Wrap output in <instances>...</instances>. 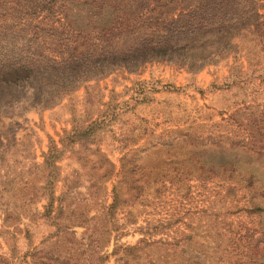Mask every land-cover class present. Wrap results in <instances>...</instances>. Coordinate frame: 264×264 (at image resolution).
<instances>
[{"label":"rangeland","instance_id":"obj_1","mask_svg":"<svg viewBox=\"0 0 264 264\" xmlns=\"http://www.w3.org/2000/svg\"><path fill=\"white\" fill-rule=\"evenodd\" d=\"M137 3L150 21L188 12L186 25L196 32L175 51L87 82L58 105L0 117L2 264H42L46 256L30 252L51 251L57 240L77 264H91L114 243L136 244L147 222L169 223L151 240L186 235L200 244L177 246L186 251H218L208 237L227 222L240 234L264 235V0ZM74 110L111 116L85 148L65 138ZM51 141L63 147L54 186L59 235L55 220L43 216ZM140 146L143 152L120 162ZM103 156L112 166L102 174ZM114 187L120 195L110 209ZM255 256L264 263V245Z\"/></svg>","mask_w":264,"mask_h":264},{"label":"trees","instance_id":"obj_2","mask_svg":"<svg viewBox=\"0 0 264 264\" xmlns=\"http://www.w3.org/2000/svg\"><path fill=\"white\" fill-rule=\"evenodd\" d=\"M137 2L0 0V117L14 118L30 110L42 111L58 105L87 82L101 81L123 69L134 71L163 54L175 51L181 37H189L196 32L186 25L190 18L188 12L150 21V17L139 10ZM22 9L28 10L23 14ZM23 18L26 19L24 22ZM146 95L144 93L143 98ZM107 118L111 119L109 113L105 118H94L74 110L72 128L65 134L67 143L84 148L93 144ZM63 140H60L62 145ZM144 146L127 149L120 162L126 161L129 155L143 152ZM62 151L63 147L58 148L51 141L43 156V164L48 170L44 186L47 203L43 216L55 220L53 224L57 235L59 230L60 234L64 232L57 222L62 211L61 204L58 208L54 207L59 200L54 196V186L60 177L58 162ZM95 151L102 156L99 149ZM102 160L104 165L97 169H102L103 174L112 164L106 156ZM119 195L114 187V205L111 204L110 209L115 208ZM56 209L60 213L52 216ZM168 224L147 222L145 227H140L143 237L136 244L114 243L111 252L93 255L91 264H106L111 256H115L114 264H264L258 262L260 258L255 256L258 245H264V235L255 236L249 229L240 234L227 222L224 224L226 228L215 232L216 236L208 237L207 246L215 244L218 251H186L177 246L181 243L187 247L200 245L191 236L185 235L179 240L173 238L172 242L150 239L154 231ZM118 236H114L116 241ZM50 246L53 247L51 251L34 249L30 256L36 259L46 256L42 264H77L73 255L64 250L61 240ZM4 261L0 256V264Z\"/></svg>","mask_w":264,"mask_h":264}]
</instances>
